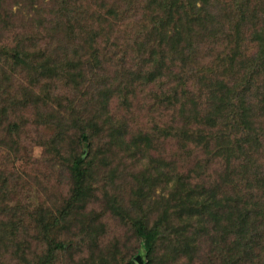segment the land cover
Here are the masks:
<instances>
[{
    "label": "trees",
    "instance_id": "1",
    "mask_svg": "<svg viewBox=\"0 0 264 264\" xmlns=\"http://www.w3.org/2000/svg\"><path fill=\"white\" fill-rule=\"evenodd\" d=\"M86 1L87 7L75 4L72 11L52 14L51 26L63 27L74 45L69 52L55 37L53 47L49 41L39 43L29 56L18 39L12 48L0 47L5 56L0 77L11 83L15 71L29 70L34 81H57L73 76L71 72L81 78L87 61L75 48L81 54L89 48L101 54L117 67L115 78L99 83L100 72L94 71L89 84L78 82L70 98L57 103L65 107L59 110L64 113L60 121L81 128L75 111L94 109L95 95L99 112L96 121L95 115L88 120L90 127L106 123L109 132L115 125L109 133L113 143L133 158L136 152L147 154L136 160L146 165L139 164L131 174L132 188L124 189L114 174L119 169L123 173L126 161L109 159L98 170L96 154L89 157L93 144L88 134L69 138L70 149L61 162L67 167L69 194L59 206L27 212L34 215L38 239L48 243L25 264H53L57 251L70 253L85 241L86 250H80L85 264H264V0ZM7 25L6 20L1 27ZM143 81L159 84L155 102L161 107L157 119L151 112L146 116L154 123L152 131L138 127L131 132L130 100L136 83ZM5 91L0 78V127L10 132L19 127L14 121L2 123L5 105L15 104L3 99L9 98ZM114 97L129 110L110 126L105 118L113 115L107 110ZM159 143L161 154L148 156ZM97 172L108 189L94 202ZM157 186L167 194L162 203L156 199L161 198ZM150 203H161L163 210L154 220L147 216ZM106 216L123 225L126 238L135 239L137 253L131 258L98 247L95 239L103 233ZM13 226L0 224L1 242L12 245L3 234ZM61 230L74 239H60Z\"/></svg>",
    "mask_w": 264,
    "mask_h": 264
},
{
    "label": "rangeland",
    "instance_id": "2",
    "mask_svg": "<svg viewBox=\"0 0 264 264\" xmlns=\"http://www.w3.org/2000/svg\"><path fill=\"white\" fill-rule=\"evenodd\" d=\"M76 2L77 4L73 0H0V47L6 45L12 48L17 40L22 38L24 53L27 54L32 50L34 53L39 43L44 45L49 41L53 47L54 39L57 37L61 46L69 52L72 49L71 46L74 45L69 41L63 27L59 29V27L51 26V24H55L52 14H58L59 10L63 12V9L66 8L72 11L75 4L79 8L87 7L86 0H76ZM6 20L8 27L3 29L1 25ZM77 50L78 48H75V52L87 61L81 69V73L84 75L81 78L75 77L77 72H71L73 79L68 75L66 78L57 81L49 82L47 80L43 82L40 77L39 81H34L31 78L32 75L28 73L29 70H24L23 73L15 71L13 77H11V83H8L3 76L0 77L3 78L5 92L9 96V98L3 99H11L12 103L10 102V105L15 103L13 106L5 105L6 113L2 123L6 125L14 121L19 127L18 130H11L10 132H5L0 127V142H2L0 145V184L4 183L3 187L5 188V190L1 189L0 191L2 192V194L0 193V224L14 225L13 230L8 229L10 232L3 234L7 240L12 242V245L0 241V264H25L24 259H35L47 247L48 241L47 243L46 240L43 242L37 237L38 226L34 223V215H29L27 212L39 206H59L63 200H66L69 194L67 185L69 180L67 167L65 168L61 162L63 157L66 156L65 150L70 149L69 138L77 137L82 132L88 134V138L91 140L90 144H93L91 150H89V157L96 154L95 166L98 170L103 169L109 159L115 160V163L117 157L126 161L125 169L122 170L125 174L123 175L120 169L122 177H120V172L114 174V177L116 176L114 180L121 182L124 189L130 190L132 188L133 179L131 174L136 171L139 164L140 167L146 165V162L136 160L140 158L145 160L147 154L136 152L133 158L113 143L109 133L114 132L115 125L109 132L105 130L106 123L98 122L94 125V128L90 127L88 120L95 115L94 120L96 121V111L99 112L96 109L98 104H96L95 95L94 109L89 112L80 109L75 111L76 114L81 115L82 120L79 121L81 128L72 125L73 123L67 119L60 121L61 115L64 113L59 110H64L65 107L58 104L64 102V97L70 98L68 93L71 95V90L78 87V82H84L85 84L92 77L94 71L100 72L98 73L99 83L105 84L104 77L115 78L113 72L117 67L115 65L113 67L110 61L104 59L101 54L91 52L92 49L90 48L85 49L88 53L83 52L82 54ZM27 55L30 56V54ZM29 56L27 57L30 58ZM4 59L5 56L0 53L1 67ZM97 64H99V67ZM148 72L151 71L148 70ZM119 73L124 72L120 71ZM160 78L156 82L160 81ZM156 82L146 83L143 81V83H136L134 97L130 100L133 120L128 119L131 132L138 127L148 132L152 131L150 128H153L154 123L146 116L151 112L157 119V113L160 111V104L155 102L157 101L156 98L160 96L159 84H155ZM146 84L153 85L145 86ZM84 93L86 94V92ZM27 96L31 99L25 100ZM39 97L43 99L42 102L39 101ZM128 110L129 108H126L120 98L114 97L107 110L109 114L113 115L105 119L109 121L111 126L115 123L116 116H127ZM101 116L98 119L104 118L103 115ZM66 129H68L67 133L62 137H57ZM161 140L166 139L161 137ZM156 146V148L151 150V147L148 150V156L150 154L156 156V152L160 153V143ZM83 148L86 152V145ZM80 151H82V148H80ZM109 151L113 153L110 154ZM86 156L88 155L86 154ZM96 178L94 182V202L96 198L105 196L104 193L108 189L103 174L97 172ZM146 189L145 187L144 192L148 195ZM163 189L160 186L155 188L156 194L162 198L156 199L161 200V203L163 197L167 195ZM152 194L153 192L149 193L150 196ZM161 203L157 204L158 206L152 203L146 206L148 218L154 220L158 216V211L163 212L160 206ZM96 208L99 209L100 205L97 204ZM64 222H68V219ZM64 222L63 224L67 227V223ZM103 225L104 230H101L103 233H99L97 235L99 237L95 239L98 247L104 249V251L111 247L112 251L115 250L125 259L131 258L137 253L133 251L137 245L135 239L131 241L130 237L126 238L125 231H123L124 227L120 222L114 221V219L111 220L106 216L103 218ZM59 233L62 234L60 239H74L72 233L66 230H61ZM82 239L87 240V237H82ZM3 244L6 245V248L3 247ZM87 244L86 241L80 243L79 249H74L70 253L57 251L53 264H85V262H82L84 259H81L80 250H86ZM70 254L73 255L72 259Z\"/></svg>",
    "mask_w": 264,
    "mask_h": 264
}]
</instances>
